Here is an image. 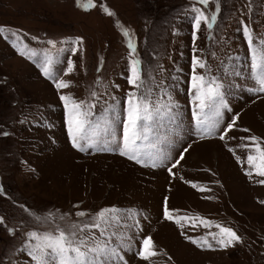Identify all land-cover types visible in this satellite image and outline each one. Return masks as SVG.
<instances>
[{
	"label": "rangeland",
	"instance_id": "1",
	"mask_svg": "<svg viewBox=\"0 0 264 264\" xmlns=\"http://www.w3.org/2000/svg\"><path fill=\"white\" fill-rule=\"evenodd\" d=\"M94 3L96 7L85 10L76 0H0V264H31L20 251L26 232L80 223L113 206L138 213L139 228L129 234L142 230L152 236L159 253L144 261L127 252L128 264H264V185L258 183L264 178L246 176L247 165L238 164L225 147L246 158L247 151L238 145L251 143L240 140L250 135L260 137L264 147V93L248 90L254 81L242 31L247 25L254 36L264 37V0H219L217 20L210 29L202 23L195 41V0ZM101 4L114 15H107ZM196 6L210 15L216 0ZM129 39L135 48L131 56ZM194 54L222 85L232 110H223L224 119L239 114L229 133L236 139L196 133L197 102L190 90ZM46 56L53 59L57 78L69 82L67 89H57L44 74ZM69 57L73 71L67 73ZM130 59L141 61L140 91L168 105L151 123L148 141L142 142V151L152 159L144 156L140 163L121 155L125 101L133 91L127 82ZM61 94L94 105L90 119L98 138L86 150L73 147ZM244 128L250 131H240ZM185 148V158L173 169L175 175L170 174L168 167ZM165 196L173 216L191 217L199 226L181 228L165 220ZM78 211L85 216L78 217ZM49 213L54 220L43 222ZM203 220L211 226L205 228ZM216 224L233 228L240 242L209 249L187 239L201 240L218 231Z\"/></svg>",
	"mask_w": 264,
	"mask_h": 264
},
{
	"label": "snow or ice",
	"instance_id": "2",
	"mask_svg": "<svg viewBox=\"0 0 264 264\" xmlns=\"http://www.w3.org/2000/svg\"><path fill=\"white\" fill-rule=\"evenodd\" d=\"M76 4L77 7H83L85 10L97 6L94 0H76ZM197 4L208 6L210 0H195L191 7V27L194 41L202 23L209 29L212 28L213 23L217 20L216 13L220 8L219 0H216L215 9L208 15L200 7H197ZM100 7L107 15H114L102 4ZM116 23L119 25L120 22L117 20ZM242 31L248 44L251 58V78L254 81V86L248 90L255 93H264V37L257 38L254 36L247 25L242 26ZM2 32L3 28L0 27V33ZM12 35L15 36L16 33ZM123 35L126 37L129 35L127 29L123 30ZM79 39L77 38V40ZM48 43L51 44L52 41H48ZM128 48L131 56L135 52L131 39L128 40ZM72 51L75 53L76 49L73 48ZM196 51V49H193L194 53ZM24 54L21 51V55ZM31 55L35 56L36 53L32 52ZM53 62L51 57H45L44 62L41 64L44 74L54 81L57 89H67L69 82L57 78L52 69ZM191 66L190 90L193 93V99L197 102L195 105L196 110L193 112L196 121V133L203 136L218 135L221 141L236 139L229 136V133L236 127L239 114H233L230 120L224 119L225 113L223 110L227 109L229 112L232 110L228 107L220 91L221 83L214 75L209 76L207 74L209 71L208 65L195 54L192 56ZM198 68L205 69V72L198 73L196 71ZM72 71L73 60L69 57L65 72L70 73ZM128 72L127 82L133 87V91L127 93L125 101L126 118L122 121L123 145L121 155H127L129 159L140 163L141 158L144 156L152 159L147 152L142 151V142L148 141L149 134L152 131L151 123L161 115L163 109L168 108V105L161 106L158 101H151L150 92L140 91L144 87V80L141 75L142 69L139 59L128 61ZM92 95L95 96L96 93L93 92ZM59 98L65 109L66 123L73 147L81 151L86 150V147L91 146L98 138V132L93 128L94 121L90 119L93 116L92 108L94 105L77 101L67 94H61ZM240 131L247 133L250 130L244 128ZM4 135H7V133H4ZM240 140L251 142L238 145V148L247 151L246 158L237 155L236 151L227 144H225V147L234 155L238 164L241 166L247 165L244 168L246 176L252 178L255 174L257 177L264 178V147L261 146V138L250 135L241 136ZM152 147L154 148L155 145H152ZM188 151L189 149L185 148L183 152L179 153V159L171 164V167H168L167 170L170 174L175 175L173 169L180 164ZM151 166L156 167L157 162L153 160ZM258 183L264 185V179H260ZM193 187H195L194 184ZM168 199L167 196L163 198L162 211L165 220L174 221L181 228L189 225L192 227L199 226L193 223L191 217L173 216L172 212L175 210L169 208ZM137 214L132 209H119L113 206L99 209L88 220L80 223L71 222L64 227L56 224L54 228L45 231L30 230L25 233L27 241L20 251L27 253L31 264H128L125 255L130 251L134 252L137 258L150 261L159 255L152 236L143 235L142 230L132 235L129 234L133 228H139V222L135 220ZM76 215L84 217L85 212L78 211ZM2 219L0 218V222H2ZM36 219L40 221L42 218L37 216ZM59 219L63 221L64 216H60ZM53 220L54 217L51 213L43 218L45 223ZM202 224L205 228L211 226V222L207 220H203ZM215 227L218 231L208 232L201 240H197L192 236H187V239L198 247L209 249H212L213 245H217L220 249H227L240 242L241 238L233 228L220 224H216ZM181 234L185 235L184 232ZM134 241L137 242L138 246L133 243ZM168 259L170 260L171 257H168Z\"/></svg>",
	"mask_w": 264,
	"mask_h": 264
}]
</instances>
